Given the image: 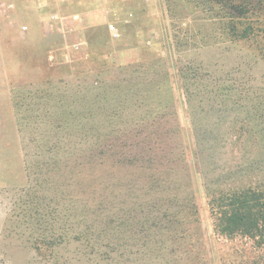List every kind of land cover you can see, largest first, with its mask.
Listing matches in <instances>:
<instances>
[{"label": "rangeland", "instance_id": "rangeland-1", "mask_svg": "<svg viewBox=\"0 0 264 264\" xmlns=\"http://www.w3.org/2000/svg\"><path fill=\"white\" fill-rule=\"evenodd\" d=\"M112 2L122 7L116 17L103 16L100 0L86 9V40L72 37L76 51H85L78 59L55 50L47 57L44 41L46 49L54 43L38 32L33 41L18 39L0 17V264H264V233L255 240L222 236L211 212V200L234 185L264 192V34L230 40L217 21L197 13L187 17L191 9L181 2L170 3L168 11L165 0H149L147 18L138 0ZM60 8L63 30L70 32L77 21L69 16L77 7L65 2ZM129 10L139 21L136 32L124 22ZM55 19L49 18L48 28ZM103 22L114 25L115 35ZM120 69L134 76L135 69L163 72L164 86L137 80L132 86L154 90L145 117H174L177 147L186 158L171 174L176 182L169 191H161V184L146 195L144 169L112 156L146 148L104 141L102 133L114 132L89 120L80 128V113L61 137L49 133L44 110L31 96L40 90L38 82L59 79L56 90L90 95L84 91L88 82L110 79ZM29 82L31 88L16 91L22 106L28 100L35 105L24 113L15 110L12 91ZM128 107L121 117L139 114ZM141 133H127L124 142ZM78 147L86 151L62 161L52 179L46 176L48 156L42 153Z\"/></svg>", "mask_w": 264, "mask_h": 264}, {"label": "trees", "instance_id": "trees-1", "mask_svg": "<svg viewBox=\"0 0 264 264\" xmlns=\"http://www.w3.org/2000/svg\"><path fill=\"white\" fill-rule=\"evenodd\" d=\"M165 2L168 11L170 3L173 5L176 2H181L191 9L187 17L193 18L192 13H197L204 20L217 21L229 35L230 40L247 39L264 34V0H165ZM135 70H137L136 76L128 74L127 70L120 69L115 71L110 79L102 82L94 79L88 82L89 84L84 88V91L91 90L90 95L84 92L77 96L68 91L56 90L55 83L60 82L59 79L38 82L35 89L40 90H35L31 96L38 98L36 104L40 103L44 110V115H46L44 118L49 133L52 132V134L61 137L60 131L77 123V118L73 117H78L75 114L80 113V121L82 122L80 128L85 127L86 121L89 120L95 121L100 131L114 132L112 136L102 133L101 136H104L102 138L104 141L114 138L116 141L122 142L123 145L132 144L133 146H140L138 149L146 148L147 152L114 153L112 156L119 158L116 160L119 163H138L139 167L144 169V174H140V176L146 179V184L150 185L149 189L144 192L146 195L154 193L152 186L156 188L161 184L166 185V188L160 189L161 191H169L172 189V184L176 182L175 177L171 174L178 173L176 170L177 163L186 158L183 149L177 147L179 142L174 117H145L142 113L148 107L146 104L148 94L154 92L152 88L144 87V83L152 82L158 88L164 86L163 72ZM135 80L144 83L141 85L137 83L134 87L132 84L136 82ZM32 84L34 83L29 82L13 88L15 110L24 108V113L35 110L32 101L28 100L24 103L25 106H22V103L18 101L21 94L18 93L19 95L16 96V91L24 88L27 90L33 86ZM129 85L131 86L130 91ZM24 95L26 96V94ZM24 98L22 96V99ZM127 106L138 108L139 114L121 117V114L125 115L130 110ZM133 107L131 111H135ZM107 112L116 114V117L100 116ZM20 117L22 116L20 115ZM23 117L31 116L23 114ZM108 125L112 128L107 127ZM90 127L89 130L93 128ZM131 132L142 133L138 139L130 143L128 140L124 142L127 133ZM54 140L56 141L55 138ZM55 144L57 146L61 142L57 140ZM107 145H110V142L107 141ZM81 151H86L85 147H78L77 151L57 148L53 152L49 153L48 150L46 153H42V155L48 156L45 161V164L49 166L46 169V176L52 179L49 176L56 166L60 165L62 161L76 157ZM160 166L162 167L160 168ZM56 170L58 172V168ZM46 176L41 177L40 182L48 181ZM263 194L262 189L238 184L211 200L213 207L211 212L218 220L219 233L227 237L238 233L240 236H245L251 240L262 235L264 233ZM172 196L179 200L176 193ZM164 197L166 198V196ZM188 206H191V203L186 207Z\"/></svg>", "mask_w": 264, "mask_h": 264}, {"label": "crops", "instance_id": "crops-1", "mask_svg": "<svg viewBox=\"0 0 264 264\" xmlns=\"http://www.w3.org/2000/svg\"><path fill=\"white\" fill-rule=\"evenodd\" d=\"M93 0H61L58 2H54L52 0H0V17H2V23L7 27L11 28L12 31L17 34V38L21 40H32L34 34L38 32L40 36L44 39L47 38L54 45L50 46V49L47 48V44L44 41L43 50L46 51L47 57L51 58L53 53L51 50H55L54 52H58L63 56H67V54L72 55L70 59H78L84 57L85 51H81L78 53L76 51L79 46L73 43L72 37H81L80 43L86 40V31L89 30L87 28V23L89 21V15L85 13L86 9H93ZM122 0H120L121 2ZM149 0H138V2L143 6V15L144 18L147 16H152L147 12V3ZM69 3L72 6L77 7L74 13L70 15L71 22L77 21L76 26L70 32H67L64 27H67L65 24L66 17L62 12L63 3ZM103 6L101 11L103 16L106 17H116L119 12H121V6L119 7L117 4L113 3L112 0H100ZM80 8V10H79ZM54 9V13L49 15L48 10L52 11ZM162 10V7H161ZM132 11L129 10L128 13L124 11L126 18H124V22L129 25V29L131 31H135V27H138L139 21L135 22L133 20ZM131 16V18H130ZM56 18L52 22L50 28H48L49 18ZM68 20V18H67ZM130 21V22H129ZM109 22V21H107ZM103 22L102 24L107 25L108 29L109 25H113L112 23ZM114 27V25H113ZM37 28V29H36ZM115 29V27H114ZM127 29V30H129ZM110 30V29H109ZM126 30V31H127ZM142 29L139 30V32ZM124 31V32H126ZM111 32V30L109 31ZM120 33L121 30H119ZM128 32V31H127ZM130 32V31H129ZM114 33V32H113ZM78 39V38H77ZM83 39V40H82ZM35 40V39H33ZM32 40V41H33ZM70 42V44H69ZM59 44L57 48L56 44ZM81 45V44H80ZM80 49V48H79ZM1 51V48H0ZM55 57V56H54ZM3 121H2V113L0 110V143L3 134Z\"/></svg>", "mask_w": 264, "mask_h": 264}, {"label": "built area", "instance_id": "built-area-1", "mask_svg": "<svg viewBox=\"0 0 264 264\" xmlns=\"http://www.w3.org/2000/svg\"><path fill=\"white\" fill-rule=\"evenodd\" d=\"M109 29L111 30V32H114V27H113V25H109ZM114 34V33H113ZM115 35V34H114Z\"/></svg>", "mask_w": 264, "mask_h": 264}]
</instances>
